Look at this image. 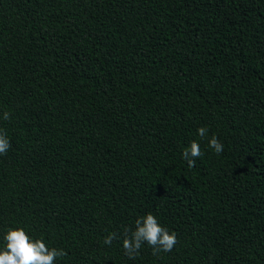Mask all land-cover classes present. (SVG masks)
Listing matches in <instances>:
<instances>
[{
	"label": "trees",
	"instance_id": "1",
	"mask_svg": "<svg viewBox=\"0 0 264 264\" xmlns=\"http://www.w3.org/2000/svg\"><path fill=\"white\" fill-rule=\"evenodd\" d=\"M0 128V250L22 227L55 264H264V0H0ZM149 213L178 243L130 259Z\"/></svg>",
	"mask_w": 264,
	"mask_h": 264
},
{
	"label": "clouds",
	"instance_id": "2",
	"mask_svg": "<svg viewBox=\"0 0 264 264\" xmlns=\"http://www.w3.org/2000/svg\"><path fill=\"white\" fill-rule=\"evenodd\" d=\"M2 118L5 121L10 120L11 113L4 111ZM208 131L207 127H200L197 130L202 140L208 136ZM207 143L215 154H222L224 146L216 135L213 134ZM10 148L11 142L7 130L0 128V156L7 155ZM202 155L200 144L192 141L184 149L182 158L189 167H195L197 159ZM120 238V234L111 232L104 238L103 243L111 246L114 240ZM177 243V234L170 233L168 229L161 226L157 217L151 213L139 217L135 222V228L125 229L122 236V247L130 259L139 256L140 249L145 244L152 248L153 255H159L161 252H171ZM65 256H67L65 250L49 248L43 239L30 238L24 228H9L3 237L0 264H55L58 258Z\"/></svg>",
	"mask_w": 264,
	"mask_h": 264
}]
</instances>
